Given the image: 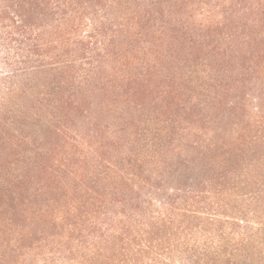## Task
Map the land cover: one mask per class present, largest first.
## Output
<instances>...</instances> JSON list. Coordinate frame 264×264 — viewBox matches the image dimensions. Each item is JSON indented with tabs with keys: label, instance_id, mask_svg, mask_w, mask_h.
Masks as SVG:
<instances>
[{
	"label": "trees",
	"instance_id": "obj_1",
	"mask_svg": "<svg viewBox=\"0 0 264 264\" xmlns=\"http://www.w3.org/2000/svg\"><path fill=\"white\" fill-rule=\"evenodd\" d=\"M201 1L0 0V110L10 112V92L34 93L6 85L28 70L21 77H38L35 88H74L70 103L100 113L83 106L97 128L76 130L74 149L36 184L15 179L21 187L0 198L3 226L25 240L8 250L23 253L39 236L60 246L59 264H264V114L254 108L239 128L211 117L215 77L173 63L168 29L188 7L197 28L214 32L207 45L227 49L222 41L264 40V13L242 17L249 29L233 38ZM164 154L192 163V176L165 174Z\"/></svg>",
	"mask_w": 264,
	"mask_h": 264
},
{
	"label": "rangeland",
	"instance_id": "obj_2",
	"mask_svg": "<svg viewBox=\"0 0 264 264\" xmlns=\"http://www.w3.org/2000/svg\"><path fill=\"white\" fill-rule=\"evenodd\" d=\"M225 1L226 7L219 5L224 0H204L199 6L211 10L216 5L214 9L220 12L219 17L227 20L221 25L222 31L231 33L233 38L237 30L249 29L245 27L246 24L239 23L243 20L242 17L253 15L252 11L257 12L256 16L259 17L264 13V0ZM190 10L185 6L180 7L181 14L178 15L183 18L180 20L181 23H172L168 27L171 34L169 37H173L169 45L175 59L173 63L178 65L180 70L190 72L195 77L207 76L206 72L211 71L215 79L211 83L213 86L209 92L210 95L218 93L219 96L209 107V115L217 120L237 122L239 128L245 124L243 119L249 116V113H253L254 108L261 109L264 114V40L243 41L238 37L222 41L221 46H228L227 49L213 50L206 43L208 37L214 34L213 30L197 28L198 25L195 24L198 23L196 21L199 18L198 11ZM223 11L226 14H223ZM205 36H208L207 39ZM154 47L160 52H166L168 49L166 43L160 42ZM113 50V47L110 48L111 55L114 54ZM115 54L117 56L116 50ZM26 71L28 70H24L19 75H11L6 85L14 87L20 80L21 89L37 92L39 98L32 92L19 95L17 89L14 94L11 92L9 94L14 102L9 106L10 112L3 108L0 110V198H3L2 201L11 196L10 191L14 188L21 187L20 185L16 188L15 179H22L24 186L32 182L36 184L47 164L52 166L56 162V157L59 155L63 157L68 150L74 149L73 137L76 130L82 133L97 128L94 124L95 117L100 114L95 104L83 103L84 105L79 104L78 107L70 103L68 97L72 96L74 88L70 87L67 93L65 92L66 96L65 93L62 94L55 89L49 90L42 86L35 88L34 84L38 77L33 76L32 80L27 82L26 78L21 77ZM3 73L4 68L0 66V75ZM61 95L65 97L62 102ZM199 96L204 99L203 93ZM101 98L106 99L103 94ZM83 106L87 107L95 117H86L80 110ZM205 122L198 121L197 124L203 127ZM118 123L120 128H124L127 122L124 119ZM164 157L169 166L165 174L174 176L177 172H184L187 176H192L188 171V164L192 165V163L172 158L170 154H164ZM4 223L0 217V235L5 240L4 245L0 246V264H46L43 250L47 252L49 249L53 261L47 259V264L60 263L57 258L60 246L53 243L45 247L40 242L39 236L36 237V245L23 253V247L14 251L8 250L7 242L11 244L14 240H18L21 244L25 240L23 241L21 233L3 226ZM46 256H49L48 253Z\"/></svg>",
	"mask_w": 264,
	"mask_h": 264
}]
</instances>
